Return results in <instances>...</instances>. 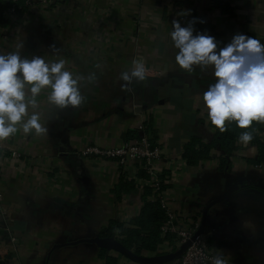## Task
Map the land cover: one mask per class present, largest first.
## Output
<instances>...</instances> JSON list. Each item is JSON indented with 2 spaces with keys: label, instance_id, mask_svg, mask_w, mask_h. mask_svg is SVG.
<instances>
[{
  "label": "crops",
  "instance_id": "0c3cea01",
  "mask_svg": "<svg viewBox=\"0 0 264 264\" xmlns=\"http://www.w3.org/2000/svg\"><path fill=\"white\" fill-rule=\"evenodd\" d=\"M29 10L30 17L12 28L9 43L1 41L0 54L22 42L21 55L29 59H64L67 70L85 78V99L60 109L48 102L45 88L29 114L40 113L47 133L25 134L17 125V133L0 140V225L8 224L18 239L17 250L1 264H104L100 248L86 240L102 236L112 220L134 219L148 182L133 164L82 157L79 151L123 146L142 122H151L157 137L155 168L170 173L163 195L175 227H199L216 201L204 234L209 244L227 264H264V163L256 162L257 146L240 142L229 154L215 149L209 160L186 163L185 143L192 137L210 142L216 132L203 104L215 77L211 67L181 69L170 38L173 20L187 26L195 18L194 34L212 35L220 47L238 33L264 43V0H67L44 12ZM139 58L151 71L144 81L126 85L121 73ZM13 151L20 156L13 158ZM122 175L137 187L119 199L114 188ZM2 206L10 212L7 219ZM108 253L120 264H139Z\"/></svg>",
  "mask_w": 264,
  "mask_h": 264
},
{
  "label": "clouds",
  "instance_id": "9594fccd",
  "mask_svg": "<svg viewBox=\"0 0 264 264\" xmlns=\"http://www.w3.org/2000/svg\"><path fill=\"white\" fill-rule=\"evenodd\" d=\"M195 23V18L187 26L173 20L170 38L178 50L175 62L181 69L188 72L193 71L194 66L213 69L215 83L203 94L208 120L220 132L227 131L226 121H235L241 129L250 128L253 121L264 122V43L238 33L220 47L214 36L194 34ZM22 48L21 42L16 51L0 54V140L17 133V125L25 134L33 130L37 135L47 133L40 113L29 114V109H37V96L45 88L50 90L48 102L60 109L80 106L85 99L80 90L85 78L67 70L64 59L54 62H47L42 56L29 59L21 55ZM146 72L143 60L136 59L130 70L121 73L120 79L126 85L144 81ZM87 79L94 80L95 74ZM252 139L249 131L238 137L244 145ZM214 264L227 262L223 255H217Z\"/></svg>",
  "mask_w": 264,
  "mask_h": 264
},
{
  "label": "trees",
  "instance_id": "16d2710c",
  "mask_svg": "<svg viewBox=\"0 0 264 264\" xmlns=\"http://www.w3.org/2000/svg\"><path fill=\"white\" fill-rule=\"evenodd\" d=\"M9 3L0 2V23L5 26L7 21L4 20L3 12ZM227 12L229 8L224 6ZM147 130L152 133L151 140L157 146V137L152 128L151 122H145ZM227 131L220 132L216 128L213 139L210 142H205L199 137H192L184 145L183 158L190 166H196L205 160L212 157L215 149H220L226 154L231 153L239 147V135L244 131L252 133V143L257 146L258 156L257 163H264V141L259 137L261 130V123L253 121L248 129H241L237 126L235 121L225 122ZM131 139L138 137V132L134 130L130 133ZM225 160V159H224ZM138 176L148 183L144 186L142 201L143 207L139 214L127 223L112 220L109 223L108 230L102 236H110L116 230L118 232V240L126 247L130 248L137 254L157 255L165 254L175 250L178 247L179 238L177 233L162 230L163 225L168 220L167 207L161 202V193L164 192L170 184L169 172L160 174L159 192L154 190V184L148 171L138 164ZM137 187L135 179H130L122 175L119 183L114 188V193L117 198L121 199L124 195L131 193ZM100 257L104 260V264H120L117 256L108 253L107 249H100Z\"/></svg>",
  "mask_w": 264,
  "mask_h": 264
},
{
  "label": "built area",
  "instance_id": "2783aa9c",
  "mask_svg": "<svg viewBox=\"0 0 264 264\" xmlns=\"http://www.w3.org/2000/svg\"><path fill=\"white\" fill-rule=\"evenodd\" d=\"M0 2L9 3L5 11L3 12L4 20L7 24L3 26L0 23V51L1 41L3 39L7 40L9 43V38L11 35V30L16 25H19L28 17L31 13L29 8H33L34 11L44 12V9L57 8L58 6L67 2V0H0ZM29 10V12H27ZM142 59V58H139ZM145 63L147 72L146 76L151 71L147 65L146 61L142 59ZM136 131L138 132V137L136 139H130L125 145L120 147H100L97 145H88L82 148L79 153L82 157L92 158V159H102L111 160L119 163L121 166H127L133 164L138 168V164H141L150 174L152 182L154 184V190L159 192L160 184V172L155 168V160L160 156V149L158 146L153 144L152 133L147 130L145 122L140 123ZM1 152V150H0ZM13 158L19 157L20 153L13 151L11 153ZM161 202L165 205V199L163 192L160 194ZM4 196L0 192V204L3 205ZM166 206V205H165ZM2 214L4 219L10 217V212L7 206H2ZM168 220L163 225L162 230L164 232L171 231L177 233L179 238V244L182 245L196 232L198 228V223L191 225L185 229H177L174 225L175 215L172 211L167 209ZM1 228H4L5 234L1 235ZM118 232L116 230L112 235L118 239ZM177 247V248H178ZM18 248V239L12 233V229L8 224L0 225V264L7 260V257L14 253ZM217 255H222L218 249H215L209 244L208 239L205 235L198 236L196 240L188 247L184 255L178 260L166 263V264H214V258Z\"/></svg>",
  "mask_w": 264,
  "mask_h": 264
},
{
  "label": "water",
  "instance_id": "95a60500",
  "mask_svg": "<svg viewBox=\"0 0 264 264\" xmlns=\"http://www.w3.org/2000/svg\"><path fill=\"white\" fill-rule=\"evenodd\" d=\"M216 201L212 202L204 211V216L201 224L197 228L196 232L188 239L185 243L180 245L175 250L165 253V254H157V255H144L137 254L130 248L126 247L121 241H119L114 235L110 236H96L86 241L94 243L100 249H107L111 251H115L120 255L126 257L127 259L134 261L139 264H166L171 263L179 258H181L188 247L192 244L194 240L198 236H203L205 234L207 220H208V212L212 205H214Z\"/></svg>",
  "mask_w": 264,
  "mask_h": 264
},
{
  "label": "rangeland",
  "instance_id": "374dc122",
  "mask_svg": "<svg viewBox=\"0 0 264 264\" xmlns=\"http://www.w3.org/2000/svg\"><path fill=\"white\" fill-rule=\"evenodd\" d=\"M153 255V254H152ZM156 255V254H155Z\"/></svg>",
  "mask_w": 264,
  "mask_h": 264
}]
</instances>
